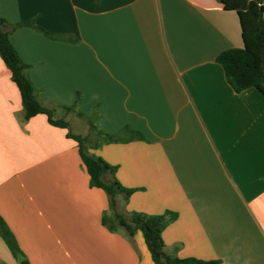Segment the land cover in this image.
<instances>
[{
	"label": "crops",
	"instance_id": "0c3cea01",
	"mask_svg": "<svg viewBox=\"0 0 264 264\" xmlns=\"http://www.w3.org/2000/svg\"><path fill=\"white\" fill-rule=\"evenodd\" d=\"M0 17L54 36L19 26L10 40L41 103L69 123L25 120L0 56V216L21 252L0 236V264H154L140 231L104 223L109 196L68 132L119 136L89 152L135 189L117 212L175 216L169 254L264 264V96L235 92L217 62L244 45L236 11L221 0H0Z\"/></svg>",
	"mask_w": 264,
	"mask_h": 264
},
{
	"label": "trees",
	"instance_id": "16d2710c",
	"mask_svg": "<svg viewBox=\"0 0 264 264\" xmlns=\"http://www.w3.org/2000/svg\"><path fill=\"white\" fill-rule=\"evenodd\" d=\"M221 3L226 10L237 12L244 45L241 48H231L221 52L217 57V62L222 65L227 81L235 92L240 93L249 88H255L264 96V0H221ZM19 26H32L49 37L54 36L31 22L12 25L0 17V56L9 68L12 79L20 91L24 118L28 120L38 114H44L52 125L69 129V123L64 119H54V111L44 106L38 98L37 89L27 74L29 66L21 59L10 40V34ZM77 104L78 100L74 107L66 108V110L72 111ZM95 128L93 122L90 121L91 131ZM98 135V138L94 139V144L89 146L88 136L71 132L67 134L78 144L79 155L89 174L92 186L103 189L109 196L113 216L110 219H104V223L108 224L111 230L122 227L129 235L140 231L154 264H217L216 261L180 258L166 251L163 231L174 219L175 216L172 213L148 215L132 212L130 217L126 218L117 212L116 197L123 194L125 200L128 201L135 189L123 187L114 177L116 168L103 158L89 152L91 148L99 144L119 141L118 135H107L100 132ZM108 172L113 175V179L105 181L104 177ZM0 236L15 257L21 256L17 241L1 216Z\"/></svg>",
	"mask_w": 264,
	"mask_h": 264
},
{
	"label": "rangeland",
	"instance_id": "374dc122",
	"mask_svg": "<svg viewBox=\"0 0 264 264\" xmlns=\"http://www.w3.org/2000/svg\"><path fill=\"white\" fill-rule=\"evenodd\" d=\"M80 121H82V126H83V128H85V123L83 122V120H80ZM72 122H73V127L75 128L76 127V125H75V123H76V120H72ZM81 123V122H80ZM82 127H79V129H78V127H77V131H79L80 133H82V134H85L86 132H85V129H83ZM82 136H88L89 138H90V142H89V146H92L93 144H94V138L92 137V135L90 134V135H82ZM22 261H25V260H22ZM22 263V262H21Z\"/></svg>",
	"mask_w": 264,
	"mask_h": 264
},
{
	"label": "water",
	"instance_id": "95a60500",
	"mask_svg": "<svg viewBox=\"0 0 264 264\" xmlns=\"http://www.w3.org/2000/svg\"><path fill=\"white\" fill-rule=\"evenodd\" d=\"M22 264H27V262L26 261H22Z\"/></svg>",
	"mask_w": 264,
	"mask_h": 264
}]
</instances>
